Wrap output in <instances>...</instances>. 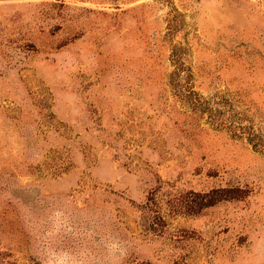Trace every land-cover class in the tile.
<instances>
[{
  "label": "rangeland",
  "instance_id": "374dc122",
  "mask_svg": "<svg viewBox=\"0 0 264 264\" xmlns=\"http://www.w3.org/2000/svg\"><path fill=\"white\" fill-rule=\"evenodd\" d=\"M0 264H264V0H0Z\"/></svg>",
  "mask_w": 264,
  "mask_h": 264
},
{
  "label": "trees",
  "instance_id": "16d2710c",
  "mask_svg": "<svg viewBox=\"0 0 264 264\" xmlns=\"http://www.w3.org/2000/svg\"><path fill=\"white\" fill-rule=\"evenodd\" d=\"M201 105H202V103H201ZM205 107H209L210 109H212V110H214V108L213 107H210V106H205ZM250 139V138H249ZM254 138H251L250 140H253ZM258 145V143H255V146H257Z\"/></svg>",
  "mask_w": 264,
  "mask_h": 264
}]
</instances>
